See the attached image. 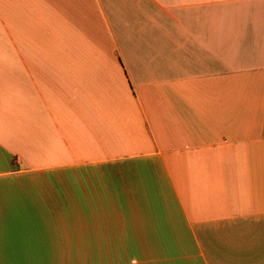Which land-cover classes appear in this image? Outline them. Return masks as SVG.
Listing matches in <instances>:
<instances>
[{
  "label": "crops",
  "instance_id": "obj_1",
  "mask_svg": "<svg viewBox=\"0 0 264 264\" xmlns=\"http://www.w3.org/2000/svg\"><path fill=\"white\" fill-rule=\"evenodd\" d=\"M0 259L264 264V0H0Z\"/></svg>",
  "mask_w": 264,
  "mask_h": 264
},
{
  "label": "rangeland",
  "instance_id": "obj_2",
  "mask_svg": "<svg viewBox=\"0 0 264 264\" xmlns=\"http://www.w3.org/2000/svg\"><path fill=\"white\" fill-rule=\"evenodd\" d=\"M1 181H7V182H13V181H17V182H37V181H42L40 179H32L31 177H28V178H25V177H21V178H18V179H13V178H6V179H3ZM74 182V181H72ZM75 188H73V191L75 194H77L79 196L80 194V190L76 188V185H73ZM1 260V259H0Z\"/></svg>",
  "mask_w": 264,
  "mask_h": 264
}]
</instances>
